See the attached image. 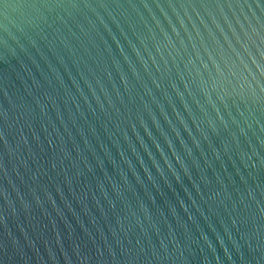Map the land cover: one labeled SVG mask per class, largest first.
Listing matches in <instances>:
<instances>
[{"label":"water","instance_id":"1","mask_svg":"<svg viewBox=\"0 0 264 264\" xmlns=\"http://www.w3.org/2000/svg\"><path fill=\"white\" fill-rule=\"evenodd\" d=\"M0 264H264V0H0Z\"/></svg>","mask_w":264,"mask_h":264}]
</instances>
